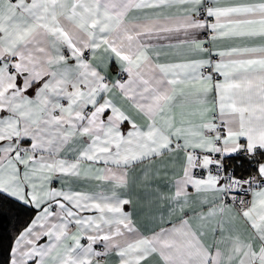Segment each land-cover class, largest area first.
<instances>
[{
	"label": "snow or ice",
	"instance_id": "1",
	"mask_svg": "<svg viewBox=\"0 0 264 264\" xmlns=\"http://www.w3.org/2000/svg\"><path fill=\"white\" fill-rule=\"evenodd\" d=\"M0 264H264V0H0Z\"/></svg>",
	"mask_w": 264,
	"mask_h": 264
}]
</instances>
